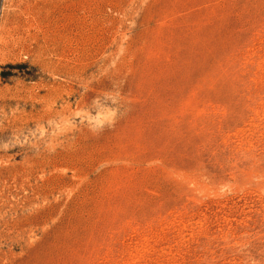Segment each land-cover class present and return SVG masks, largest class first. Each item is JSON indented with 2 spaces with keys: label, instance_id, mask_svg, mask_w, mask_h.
Segmentation results:
<instances>
[{
  "label": "rangeland",
  "instance_id": "1",
  "mask_svg": "<svg viewBox=\"0 0 264 264\" xmlns=\"http://www.w3.org/2000/svg\"><path fill=\"white\" fill-rule=\"evenodd\" d=\"M0 264H264V0H0Z\"/></svg>",
  "mask_w": 264,
  "mask_h": 264
}]
</instances>
